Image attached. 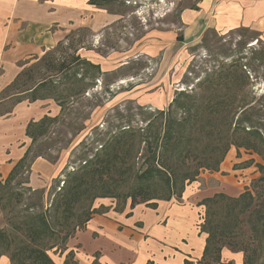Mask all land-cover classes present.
Wrapping results in <instances>:
<instances>
[{"label":"rangeland","instance_id":"rangeland-1","mask_svg":"<svg viewBox=\"0 0 264 264\" xmlns=\"http://www.w3.org/2000/svg\"><path fill=\"white\" fill-rule=\"evenodd\" d=\"M186 5V0H112L101 8L116 14L111 25L98 32L88 24L69 29L65 35L68 39L61 48L54 47L23 64L22 69H28L34 79L49 77L61 103L51 98L39 100L40 104L55 107L54 114L47 106L43 107L48 112L44 116L53 120L47 122L42 134L39 129L37 132V126L32 127L35 140L28 137L27 156H23L21 167L7 183L10 172L23 157L0 179V252L8 258L12 255L15 263L32 264L22 254L28 246L45 250L54 264L64 262L67 252L63 248L82 230L85 219L94 210H106L102 205L96 207L101 200L115 203L116 209L122 207L121 200L133 192L138 182L132 175L146 165L147 144L139 139L144 130L148 140L153 141V137L163 135L167 119L185 122L184 127L178 129L182 137V142L176 144L178 149L165 151L171 172L177 175V187L184 173L193 172L197 163H213L224 144L235 139L224 137L234 130L236 120L246 107L241 111L236 108V114L233 107H254L256 121L262 124L260 128L264 133V42L260 37L243 29L224 36L208 31L198 43L189 46L168 42L153 44L149 35L154 30L180 34L179 14ZM72 43L73 48L66 49ZM166 49L167 55L163 53ZM77 52L85 61L98 65L99 72L88 69L86 73L87 68L73 60ZM44 56L46 60L40 62ZM62 61L72 65L69 72L50 70L51 62L59 66ZM230 65L234 67L228 68ZM233 68L238 76L228 79L225 71ZM79 80L83 82H77ZM78 83L88 88L72 95L71 89L77 88ZM7 86L0 89V119H8L16 105L15 98L10 96L16 91L6 93ZM183 93L195 98L184 99ZM176 95L178 102L190 104L188 110L172 104ZM34 110L29 122L44 117ZM244 127L245 132L250 130L249 124ZM122 132L136 136L135 145L127 144L123 149L129 155L124 166L130 179L119 173H113V179L109 180L86 174L97 158H103L109 142ZM0 140L3 143V138ZM248 141L254 140L251 137ZM212 145L216 156L209 154ZM232 148L236 158L242 159L234 164L241 170L234 175L235 182L243 177L249 184L239 195L253 190L254 208L258 213L248 219L247 214L239 216L234 211L228 213L231 217L224 224L220 215L227 211L225 206L216 203L210 207L213 215L209 219L206 204L200 203L203 209L199 231L207 219L212 223L208 232L224 231L227 233L224 237L232 235L231 241L223 244L219 261H216L219 243H210L205 262L246 264L245 254H248V264H264V187L259 188L262 182L258 181L264 178V148L258 146L255 150L230 145L216 171ZM155 151L161 153L158 147ZM38 159L50 165L49 178L31 171ZM216 171L200 168L193 181L202 173ZM193 181L183 183L181 196ZM66 190H69L67 197L62 198ZM152 191V196H165L163 183L156 184ZM110 194L117 198L107 197ZM180 197L171 199L180 200ZM154 200L157 199H151ZM40 216L47 221L52 235L40 230L33 232L32 229L41 228Z\"/></svg>","mask_w":264,"mask_h":264},{"label":"crops","instance_id":"crops-1","mask_svg":"<svg viewBox=\"0 0 264 264\" xmlns=\"http://www.w3.org/2000/svg\"><path fill=\"white\" fill-rule=\"evenodd\" d=\"M186 3L179 14L180 34L154 30L149 35L153 44L189 46L208 31L224 36L240 29L256 34L264 42V0ZM115 20L116 14L91 6L88 0H0V89L15 78L21 63L53 49L69 29L88 24L98 32ZM40 102H20L8 119H0V179L26 153L29 141L25 129L33 110L36 108L40 117L48 115L43 108L47 103ZM47 108L55 113V107ZM238 162L242 159L230 149L218 171L200 174L185 188L180 200L155 201V208L144 203L131 208L130 201H126L116 209L115 203L101 200L96 207L102 205L106 210L92 214L69 240L65 251L72 252L77 264H199L206 244V235L199 231L200 203L218 193L239 195L241 188L234 178L241 171L234 167ZM31 171L49 178L51 167L38 159ZM0 264H10L8 257L1 255Z\"/></svg>","mask_w":264,"mask_h":264},{"label":"trees","instance_id":"trees-1","mask_svg":"<svg viewBox=\"0 0 264 264\" xmlns=\"http://www.w3.org/2000/svg\"><path fill=\"white\" fill-rule=\"evenodd\" d=\"M110 2H112V0H88V4H90L91 6H95L97 8H104L103 6L109 4ZM67 39L68 37H65L62 41H59L55 47L61 48V46L64 44V42ZM67 48L68 49L73 48V43L72 45L68 44L66 49ZM45 56L41 57L40 62H43L46 60ZM259 59L261 60L262 58H259ZM73 60L85 66L87 68L85 70L86 73H89L88 69H92V71L96 73L99 72L98 65H93L92 63H90V61H87V60L85 61L78 54V52H77V55L73 58ZM24 63L20 64L21 70L17 73L13 81L4 90L6 91V93L16 91V92L11 93L10 95L12 98L13 97L15 98L14 104H18L22 102L23 100H26L28 102H35L37 100H45V99H50V98L57 101L58 103H61V101H59L60 100L59 96L55 95V87H53L52 81L49 79V77L45 76V77H39L37 80L34 79V76L30 74L28 69H22ZM50 66H51L50 70H54L56 72H64L66 70L67 72H69L70 68L72 67L70 63H65V61H62L59 64V66L55 65L54 62H51ZM230 67H234V65H230L228 68ZM225 72H226L228 79L231 77L238 76L235 68H233L232 70H226ZM75 75L76 73L73 74V76ZM94 75L95 74H93V76ZM221 75L222 73L219 74L220 77ZM137 76L138 75H135V77ZM77 82L82 83L83 81L79 80ZM87 88L88 86L79 84L77 88L71 89L72 95L83 93ZM181 95H183L184 99H187V100H191L194 97L192 95H189L188 93H185V94L183 93ZM177 99L178 98L176 95L172 104L175 103L178 108H181L184 110L189 109L190 104L186 105V103H180V101L178 102ZM59 106H61V104H59ZM245 107L246 109H244L241 112V116L236 120L234 130L231 133L226 134L224 137L225 139L227 138V140H230L233 137H235V139H232L230 142H227L226 144H224L223 149L220 151L219 155L217 156V159L213 163H207V162L197 163V166L193 172L184 173L183 177L181 178V184L179 187H177L176 181H175V178L177 175L171 172V168L169 167L167 157L165 156V151L168 149L170 151L174 149H178L176 145L177 142L179 143L182 142V137L180 136L181 132H179L178 129L181 127H184L185 122L178 123L176 119H171V118L167 120L165 119L166 121H165V129H164L163 135L161 137H157V136L153 137V141L148 140L145 134V130H144V133L139 135V139H141L140 141H142L143 143L145 142L147 144V149H146L147 156L144 159V161L146 162L145 163L146 165L139 172H136L132 175L134 180H137L138 182L135 183V188L134 190H132L133 192L130 193L128 197H124L121 200V202L124 204L129 198L131 208H133L136 204H142V203L146 204L148 207L155 208L156 204L154 203V201H159V200L169 201L171 197L173 196L180 197L181 190L183 189V183L185 181H193L194 180L193 178L197 176L198 169L201 168V169H209L211 171H216L218 168V164L221 162L223 156L227 152L230 145H234L238 148L239 147L249 148V149L256 148L255 150L258 149V146H262L264 148V133L261 132V128H260L262 124L256 121L257 116L255 114L257 113L255 112V108L249 105H239L237 107H233V113L236 114L237 109L241 111ZM211 110L212 109H210V111ZM160 115H162V113H160ZM254 115L256 118L253 117ZM52 120L53 119L44 116L41 120L37 122H29L25 129V135L31 138L32 140H35V136L32 132V127L37 126V132L40 130L39 132L42 134L43 130H45V125L47 124V122L52 121ZM245 124L250 125V130L248 132H245V129H244ZM175 134L177 135L174 136ZM251 137L253 138L254 141L250 142L248 141V138L250 139ZM135 138H136L135 135H132L126 132H122L118 136L114 137L107 145L106 150L103 153V158H97L96 161L94 162V165H93L94 167H89V169H87L86 171L87 172L86 174L96 175L98 178L106 177V179L109 180V179H113V173H119V174L126 175V177L130 179L129 178L130 175L127 172L128 169H126V167L124 166L127 162L126 159H128L129 155H128V151H124L123 149L127 147V144L129 146L130 144H132L131 147H133L135 145L134 143ZM155 139H157V141L154 142ZM152 146H154L155 149L157 147L160 148L161 153L156 152L155 149L153 150L151 148ZM215 152L216 151L212 145V147L209 150V154H212ZM24 156H27V152L24 154ZM215 156H216V153H215ZM181 157H182V154L178 152V158H181ZM24 158L25 157H23L18 162V164L12 169V171L10 172V175L8 176L7 183H9V181L11 180V177L14 175V173H16L17 169L21 167L19 165L23 163ZM258 181L262 182L259 188L264 187V178H259ZM158 183H163V186L165 189V196L156 197V196L150 195L151 192H153L152 191L153 187ZM253 192H254L253 190L250 192H246V193L244 192V193H241L238 197H231V196H228L222 193H218V194H214L210 198L204 199L201 202V204L203 205L206 204L207 215L209 219L211 218V215H213V213L210 212V207H212L216 203L220 206H225L227 208V211L225 212L222 211V214L220 215L224 224L226 223V221L229 220V217H231V215H229L228 213L233 214L234 211H236V215L247 214V218L250 219V217L258 213V211H255V208H254L255 197H253L254 196ZM68 193H69V190H66L65 192H63L62 194L64 195H62V198L67 197ZM107 197L117 198V196L113 194H110V196H107ZM136 198H140V200L137 201ZM151 199H157V200L151 201ZM96 213L100 214L103 212H98L97 210H94L92 212V214H96ZM89 218L90 217L85 219L84 223L87 222ZM39 223H40L41 228L38 227V229L36 228L32 229L34 233H37V230H40L41 233L43 234L52 235L53 232L44 217L40 216ZM210 225H212L211 220L206 219V221L203 223V226L200 227V233H206L207 237H206V244H205L203 256H202V259L198 262L199 264H207L205 262V257L207 254L206 252L209 249L208 245L210 243L212 242L216 243V241L219 243L218 244L219 246H217L216 248V254H217L216 261H219L220 251L222 247H224L223 244H226L227 242L231 241L232 235L230 237H224V236H227V233H224V231L222 232L218 231V233H215L212 231L211 233L208 232L207 229L210 230ZM63 249L65 250L66 248H63ZM237 251H243V249H237ZM22 254H25L26 256L25 260L26 261L30 260L32 264H54V262L46 254L45 250L34 249V247L28 246L25 249L24 253L22 252ZM1 255H4V253L0 252V256ZM66 256L67 257L64 260L63 264H68V261H70V263L72 262V264H77L76 262L73 261L72 252H68ZM8 259L10 261V264H24L25 263L24 261L15 263L14 261L15 258L12 255H10ZM245 259H246L245 263L248 264L247 261H249L250 259L248 254H245Z\"/></svg>","mask_w":264,"mask_h":264},{"label":"built area","instance_id":"built-area-1","mask_svg":"<svg viewBox=\"0 0 264 264\" xmlns=\"http://www.w3.org/2000/svg\"><path fill=\"white\" fill-rule=\"evenodd\" d=\"M238 182H237V185L241 188V191L244 190V188H248L249 187V184L248 183H245L246 179L245 178H238Z\"/></svg>","mask_w":264,"mask_h":264}]
</instances>
